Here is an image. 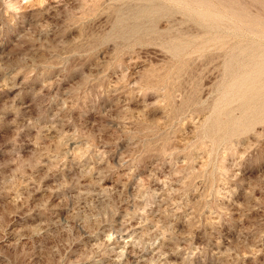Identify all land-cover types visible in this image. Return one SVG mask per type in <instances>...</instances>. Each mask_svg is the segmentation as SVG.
<instances>
[{"label": "rangeland", "instance_id": "obj_1", "mask_svg": "<svg viewBox=\"0 0 264 264\" xmlns=\"http://www.w3.org/2000/svg\"><path fill=\"white\" fill-rule=\"evenodd\" d=\"M198 1L0 0V264H264V0Z\"/></svg>", "mask_w": 264, "mask_h": 264}, {"label": "bare ground", "instance_id": "obj_2", "mask_svg": "<svg viewBox=\"0 0 264 264\" xmlns=\"http://www.w3.org/2000/svg\"><path fill=\"white\" fill-rule=\"evenodd\" d=\"M193 1V0H192ZM198 1V0H197ZM212 1V0H211ZM223 0H221V2H222ZM228 0H226V2H227ZM231 1V0H230ZM233 1V0H232ZM236 1V0H235ZM262 1V0H261ZM168 2V1H167ZM175 2H178V1H175ZM180 2V1H179ZM199 2V1H198ZM201 2V1H200ZM214 2H216L215 0H214ZM218 2H220V1H218ZM263 2V1H262ZM261 2V3H262ZM171 2H169V4H170ZM189 3V2H188ZM212 3H213V1H212ZM225 3V2H224ZM230 3H232V2H230ZM235 3V2H234ZM218 4V3H217ZM237 4V3H236ZM153 5V4H152ZM170 5H172V4H170ZM187 5V4H186ZM185 5V6H186ZM224 5V4H223ZM263 5V4H262ZM261 5V6H262ZM162 6H164V5H162ZM172 6H174V5H172ZM179 6H180V3H179ZM190 6H191V4H190ZM196 6V5H195ZM238 6V5H237ZM247 6V5H246ZM183 7H184V5H183ZM197 7V6H196ZM199 7V6H198ZM233 7H234V5H233ZM239 7V6H238ZM157 8V7H156ZM179 8V7H178ZM194 8V7H193ZM207 8L208 7H206V9L204 10L203 8L201 9V7L198 9V10H195V12H194V16H195V18L197 19V20H199V21H205V20H208V19H210L211 20V22H214V21H217V20H219V18H220V16H219V14H221V13H215V12H213V10H214V8H213V10H211L210 8H209V10H207ZM218 8V6L216 7V9ZM232 8V7H231ZM237 8V7H236ZM240 8V7H239ZM184 9V8H183ZM191 10H193V9H191ZM221 10V9H220ZM228 10H230V12H231V14H232V16L234 17V15H237L236 13V11L234 10V9H228ZM242 10V9H241ZM244 10V9H243ZM156 11V10H155ZM184 11H185V9H184ZM183 11V12H184ZM239 11V10H238ZM245 11H247V10H245ZM157 12H158V9H157ZM190 12V11H189ZM222 12V11H221ZM191 13V12H190ZM193 13V12H192ZM246 13V12H245ZM258 13V12H257ZM165 14V13H164ZM185 14V13H184ZM223 14V13H222ZM248 14H249V12H248ZM253 14V13H252ZM158 15V14H157ZM227 15V14H226ZM151 16V15H150ZM153 16V15H152ZM244 15L243 14H241V15H238V17L240 18V17H243ZM259 16V15H258ZM263 16V15H262ZM157 17V16H156ZM227 17H229L228 15H227ZM256 17V16H255ZM259 17H261V16H259ZM194 18V19H195ZM231 18V17H230ZM235 18V17H234ZM244 18V19H243ZM243 18H240L241 20L243 19L245 22H246V30L248 29V30H251V31H256V30H258V31H260L262 28L261 27H264V20L263 21H260V20H257V19H255V18H251V17H243ZM238 19V18H237ZM236 18L235 19H233V21L234 20H237ZM193 21V20H192ZM195 21V20H194ZM198 21V22H199ZM197 21H195V23H196ZM237 23H239L238 21H236ZM235 22V23H236ZM201 23V22H200ZM203 23V22H202ZM236 23V24H237ZM241 23V22H240ZM197 24V23H196ZM208 24V23H207ZM217 24V23H216ZM203 25V24H202ZM218 25H219V23H218ZM217 25V26H218ZM227 25V24H226ZM234 26V25H233ZM232 26V27H233ZM238 26V25H237ZM241 26V25H240ZM239 26V27H240ZM202 27V26H201ZM204 27V26H203ZM219 27H222V26H219ZM235 27V26H234ZM205 28V27H204ZM243 28V27H242ZM245 28V27H244ZM215 29V28H214ZM219 30V29H218ZM224 30V29H223ZM228 30V29H227ZM232 30V29H231ZM237 30V29H236ZM242 30V29H241ZM241 30H240V32H241ZM243 30H245V29H243ZM212 31V30H211ZM222 31V30H221ZM238 31V30H237ZM208 32H209V30H208ZM219 32V31H218ZM224 32V31H223ZM223 32H221V33H223ZM230 32V31H229ZM240 32H237V33H240ZM215 33H216V31H215ZM227 33H228V31H227ZM247 33H249V32H247ZM263 33V32H262ZM229 34V33H228ZM233 33L231 32V35H232ZM246 34V33H245ZM253 34V33H252ZM256 34V33H255ZM258 34V33H257ZM244 35V34H243ZM250 35V34H249ZM254 35V34H253ZM219 36H221V35H219ZM232 36H234V35H232ZM237 36V35H236ZM238 36H241V35H239L238 34ZM252 36V35H251ZM255 36V35H254ZM208 37H209V35H208ZM211 37V36H210ZM214 37H215V35H214ZM216 37H218V36H216ZM242 37V36H241ZM258 37V36H257ZM257 37H255V39H253V40H247V38L244 36V38H246V39H244V40H246V41H251V42H253V44H246V45H244V46H241L240 48H239V52H240V54L241 55H245V56H247L248 57V59H246V60H248L247 61V64L246 65H250L251 64V66H249L248 68H247V66H244V67H246L245 69H244V71H243V74L241 75V76H239V78H238V80L237 81H235L234 83H232L231 84V86H233L234 87V85H235V89H236V91H237V93H238V95H240V99H241V97L242 98H246V100H245V102L246 103H248V105H249V108L248 109H251V110H264V50H263V48L259 45V43L261 42V41H264V34H261L260 35V33H259V38H257ZM202 38V37H201ZM204 38H206V37H204ZM234 38H236V37H234ZM237 38H239V37H237ZM243 38V37H242ZM253 38V37H252ZM195 39V38H194ZM207 39V38H206ZM192 40V39H191ZM205 40V39H204ZM204 40H202V42L204 41ZM227 40V39H226ZM226 40H223V41H226ZM229 40V39H228ZM232 40V39H231ZM188 41V40H187ZM198 41V40H197ZM242 41V40H241ZM229 42V41H228ZM231 42V41H230ZM225 43V42H224ZM234 43H235V41H234ZM211 44V43H210ZM213 44V43H212ZM206 45V44H205ZM220 45V44H219ZM176 46V45H175ZM218 46V45H217ZM188 47V46H187ZM230 47V46H229ZM176 48H178V47H176ZM240 57V56H239ZM233 59V58H232ZM231 60V59H230ZM233 63V62H232ZM233 70V69H232ZM125 244V243H124Z\"/></svg>", "mask_w": 264, "mask_h": 264}]
</instances>
